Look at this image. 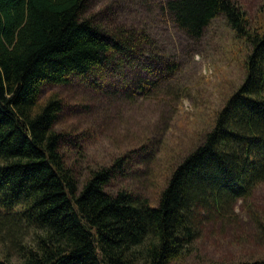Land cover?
Here are the masks:
<instances>
[{"label":"trees","instance_id":"16d2710c","mask_svg":"<svg viewBox=\"0 0 264 264\" xmlns=\"http://www.w3.org/2000/svg\"><path fill=\"white\" fill-rule=\"evenodd\" d=\"M165 4L189 36L222 14L250 48L242 81L151 204L105 189L123 155L80 185L60 151L64 133L54 128L62 101L38 98L43 84L74 75L111 82L126 65L158 63L174 73L177 61L151 53L144 30H108L88 12L91 0H0V264H167L191 250L203 208L225 214L264 180V31L250 27L236 0ZM150 82L141 76L138 88Z\"/></svg>","mask_w":264,"mask_h":264},{"label":"rangeland","instance_id":"374dc122","mask_svg":"<svg viewBox=\"0 0 264 264\" xmlns=\"http://www.w3.org/2000/svg\"><path fill=\"white\" fill-rule=\"evenodd\" d=\"M236 1L246 10L250 27L264 31V0ZM165 3L91 0L88 12L108 30L122 26L147 32L154 43L151 53L177 61L174 73L158 63L151 70L126 65L111 82L74 75L67 83H45L38 98L54 95L62 101L54 128L64 133L60 151L80 185L93 169L123 155L124 165L105 189H127L146 196L151 204L157 203L174 167L203 141L216 112L242 81L250 48L222 14L199 37L189 36L173 21ZM141 76L156 84L139 89ZM200 213L191 250L167 264L264 257V180L227 213L204 208Z\"/></svg>","mask_w":264,"mask_h":264}]
</instances>
